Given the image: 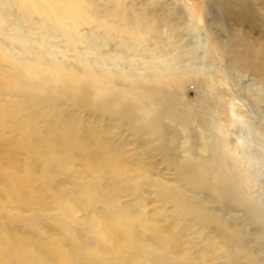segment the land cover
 Here are the masks:
<instances>
[{"label": "rangeland", "instance_id": "obj_1", "mask_svg": "<svg viewBox=\"0 0 264 264\" xmlns=\"http://www.w3.org/2000/svg\"><path fill=\"white\" fill-rule=\"evenodd\" d=\"M56 1L0 0V264H264L245 212L187 181L224 137L264 204V77L223 54L264 66V0Z\"/></svg>", "mask_w": 264, "mask_h": 264}, {"label": "bare ground", "instance_id": "obj_2", "mask_svg": "<svg viewBox=\"0 0 264 264\" xmlns=\"http://www.w3.org/2000/svg\"><path fill=\"white\" fill-rule=\"evenodd\" d=\"M51 4L54 7L57 6L59 16L61 4L63 3L60 4L57 1L54 2V0H51ZM62 8L64 11V15L67 18H73V24H76V22H81L83 20L81 9H76V7L73 5L72 10V5L70 2L66 5H63ZM241 44L245 47H248L249 49H242V45H240V42L235 39L226 46L225 50L223 47V54H229V57H237L238 55L244 54L243 60L244 62L249 63L247 65L248 68L250 67L256 76H258L259 78H263L264 66H262L257 61V55H255L253 50L250 49V46L247 42H244L242 40ZM224 77L228 79L226 76ZM224 83L227 86H235V84L228 83L226 80ZM233 96L235 103L241 97L238 93H234ZM249 98V102H251L253 105L257 107L262 106V104L260 103L261 100L259 102V99L253 97ZM243 100L244 99L240 101ZM243 106L244 105L238 103V105L233 104L231 108L233 109L235 107V116L237 113L241 114V118H236L235 122H240L244 125L246 124V120L244 119L245 116L243 114ZM260 112L261 114H263V110ZM261 119L262 121H264V117H262ZM241 138L242 137L239 136L240 140ZM261 141L264 140L262 139ZM263 155L264 152H262L261 157H263ZM260 164V161H257L253 156L249 155L241 148L239 149L237 146H233L232 143H229L228 140H226L224 137H220L218 139L215 138L212 141L211 145V160L197 162V165L191 166L190 171L187 172V181L196 189L210 190L213 193L215 199L219 201H227L229 204L235 205L243 210L247 216V220L253 222L254 225H256L260 232L264 235V204L261 203L260 199L255 194L249 192V189H247L248 182L246 181H249V171L251 173L252 166H258ZM238 167L241 169H238ZM198 209V214H203L201 208ZM258 257L259 255L254 256V254H249L248 258H246L247 264H263V259H260Z\"/></svg>", "mask_w": 264, "mask_h": 264}]
</instances>
